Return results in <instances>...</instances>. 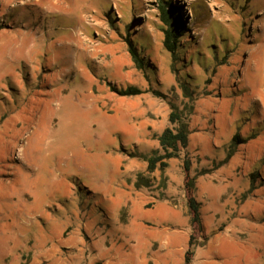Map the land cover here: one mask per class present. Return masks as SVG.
I'll return each mask as SVG.
<instances>
[{"label":"rangeland","instance_id":"1","mask_svg":"<svg viewBox=\"0 0 264 264\" xmlns=\"http://www.w3.org/2000/svg\"><path fill=\"white\" fill-rule=\"evenodd\" d=\"M167 1L176 62L159 0H0V264H264V0ZM171 103L189 143L148 173Z\"/></svg>","mask_w":264,"mask_h":264},{"label":"trees","instance_id":"2","mask_svg":"<svg viewBox=\"0 0 264 264\" xmlns=\"http://www.w3.org/2000/svg\"><path fill=\"white\" fill-rule=\"evenodd\" d=\"M159 12H160V20L163 23L162 31H163V39L162 44L166 51H168L174 61L180 60V55L184 52L185 47L182 46L180 42V38L183 34H186L187 30L184 26L183 22L177 18L174 8L170 1L167 0H159ZM127 33L129 32V26L124 25ZM231 38L228 35L225 37H221L219 35V42L222 44V49L224 51L223 55H219V52L216 50V44L214 46H210L209 53L212 56V61L209 64L217 63L220 59L226 60L227 56L225 53L227 49H229L228 44ZM128 43L127 51L130 54L135 66L139 69L145 67L144 60L142 56L139 54L137 47L129 40H126ZM186 44H191L188 42ZM199 54L197 51L193 53L192 58L199 62ZM181 64V63H180ZM180 80V77H177ZM180 82V81H179ZM181 88L185 97L192 100L191 91L188 88V82L183 81L180 82ZM122 95H136L144 92L142 89L136 86H127L123 88L121 91ZM156 95L160 94L159 91H153ZM171 110L168 115V125L161 131V133L157 136L159 150L161 152L155 151L153 154L146 157V170L148 173H151L158 169L161 172L167 168L168 163L167 160L171 158H178L182 152V150L186 149L189 143V134L190 123L189 116L192 114V105L184 104L183 108H179L174 103L170 104ZM263 125V124H262ZM264 126V125H263ZM261 129V127H260ZM241 140H245V138H241L238 133H234L231 138V150L238 145ZM157 152V153H156ZM231 154V152H230ZM184 171H185V188L187 190V206L189 209V213L191 214L190 221L192 223L198 222L200 223V203L196 201L193 196V192L195 190L193 178L189 175V163H184ZM256 175V174H255ZM140 180H146L145 177L139 176ZM139 181H137V185ZM189 246L185 251L183 264H191L192 259V249H190L191 241L189 240Z\"/></svg>","mask_w":264,"mask_h":264}]
</instances>
